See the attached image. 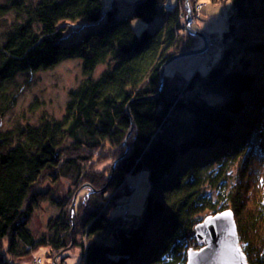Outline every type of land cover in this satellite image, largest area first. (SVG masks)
<instances>
[{"label": "trees", "instance_id": "obj_1", "mask_svg": "<svg viewBox=\"0 0 264 264\" xmlns=\"http://www.w3.org/2000/svg\"><path fill=\"white\" fill-rule=\"evenodd\" d=\"M231 2L208 73L180 84L165 76L161 95L150 99L160 93L161 67L200 41L182 32L179 11L164 10L165 0H138L126 16L115 0L109 9L102 0L28 7L12 0L26 19L0 47V116L14 104L1 93L15 74L78 58L87 79L70 92L61 120L0 132V264L40 246L50 247L48 255L72 240L84 247L81 228L88 231L83 264H187L189 250L202 247L196 225L227 209L249 264H264V0ZM158 17L157 28L137 34L133 20ZM72 23L82 31L75 38L66 32ZM101 65L107 70L95 79ZM97 152L117 164L79 180L90 188L78 196L73 234L69 207L52 236L35 238L30 221L46 198L44 181L79 173V162ZM142 170L151 185L143 213L113 216L116 197L133 191L128 175Z\"/></svg>", "mask_w": 264, "mask_h": 264}, {"label": "rangeland", "instance_id": "obj_2", "mask_svg": "<svg viewBox=\"0 0 264 264\" xmlns=\"http://www.w3.org/2000/svg\"><path fill=\"white\" fill-rule=\"evenodd\" d=\"M39 1L25 0V5L28 7V5H35ZM102 1L105 9H109L112 0ZM137 1L121 0L120 7L122 9L120 10V16L128 15L131 4ZM186 4L188 8H186ZM11 5L12 0H0V47L4 45L9 32L15 31L18 25L25 23V14L14 10L10 7ZM165 5L171 6L172 9L165 7ZM163 8L171 12L179 11V19L184 34H192L188 30V25L191 23L195 31L207 37V40H205L201 36L194 34L200 37V41L198 46L189 51L207 48L206 51L199 55H190L170 62L166 66L164 78L167 76L171 82L180 84L183 83V79H190L196 71L207 74L210 70V60L212 62L218 60L221 54V46L217 37H222L227 30L230 17L234 13L231 0H165ZM161 22L162 19L160 17L151 23L133 20V26L137 34H141L145 29L154 30ZM73 26H76V29L80 27L78 24L72 23L66 32L75 38L82 31L76 33L74 28H72ZM40 29V25H34L36 33H39ZM106 70L107 66H99L93 73V77L95 79L100 78ZM86 79L83 61L78 58L64 60L51 69L27 73L26 75L15 74L10 81L6 82L1 93L2 97H7L9 100L14 99V104L5 114L0 116L2 120L0 132L6 133L26 125L37 126L43 122L44 117L61 120L67 112L70 92L76 90ZM6 104L8 102L3 101V105ZM107 156L106 152H97L92 160L79 162V167H76L79 173L73 171L57 180L48 179L44 181L41 188L47 192L46 198L37 206L30 221V230L35 238L40 239L52 236L55 232L53 222L63 215L65 210L69 207L71 208L74 199H76L74 222L71 221L69 209V222L72 225L71 232L73 234V229L77 224L76 208L78 206V196L81 192L90 188L89 184L80 183L79 180L88 176L91 170L103 171L108 174L104 170L109 169L110 165L112 170H115L117 161L107 160ZM126 184L133 191L130 194L116 197L117 203L109 211H111L113 216L128 213L140 216L144 211L145 202L151 189L149 171L142 170L128 175ZM51 196L53 199L50 198ZM86 230L81 228L78 233V241L84 243V247L80 244L75 245L72 240L67 248L61 249L54 254L50 252L49 255V246H40L33 251L29 247L28 250L31 252L27 256L21 258L9 257L8 264H83L86 256L88 232Z\"/></svg>", "mask_w": 264, "mask_h": 264}, {"label": "water", "instance_id": "obj_3", "mask_svg": "<svg viewBox=\"0 0 264 264\" xmlns=\"http://www.w3.org/2000/svg\"><path fill=\"white\" fill-rule=\"evenodd\" d=\"M186 8H188L187 4ZM188 30L190 33L197 34L207 40L206 36L198 33L192 28L191 23L188 25ZM206 49L207 48L189 51L170 58L161 67L160 93L150 99H157L161 95L165 69L170 62L186 56L202 54ZM129 106L128 112L130 113ZM1 124L2 120L0 118V126ZM75 205L76 199H74L70 208V218L72 222H74ZM195 239L199 244L204 245V247L200 251L196 249L189 250L187 264H249L247 256L240 244L235 215L231 210L206 217L195 227Z\"/></svg>", "mask_w": 264, "mask_h": 264}, {"label": "built area", "instance_id": "obj_4", "mask_svg": "<svg viewBox=\"0 0 264 264\" xmlns=\"http://www.w3.org/2000/svg\"><path fill=\"white\" fill-rule=\"evenodd\" d=\"M115 1H121V0H115ZM165 7H167V8H171V9H172V7L169 6V5H165Z\"/></svg>", "mask_w": 264, "mask_h": 264}, {"label": "bare ground", "instance_id": "obj_5", "mask_svg": "<svg viewBox=\"0 0 264 264\" xmlns=\"http://www.w3.org/2000/svg\"><path fill=\"white\" fill-rule=\"evenodd\" d=\"M196 241H197V240H196ZM197 242H198V241H197ZM199 245H200V244H199ZM203 247H204V246H202L200 249H196V250H199V251H200Z\"/></svg>", "mask_w": 264, "mask_h": 264}]
</instances>
